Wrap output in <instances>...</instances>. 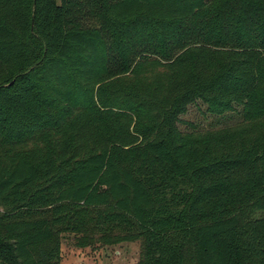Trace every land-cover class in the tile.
<instances>
[{"label": "trees", "instance_id": "trees-1", "mask_svg": "<svg viewBox=\"0 0 264 264\" xmlns=\"http://www.w3.org/2000/svg\"><path fill=\"white\" fill-rule=\"evenodd\" d=\"M64 228L264 264V0H0V264H61Z\"/></svg>", "mask_w": 264, "mask_h": 264}, {"label": "rangeland", "instance_id": "rangeland-1", "mask_svg": "<svg viewBox=\"0 0 264 264\" xmlns=\"http://www.w3.org/2000/svg\"><path fill=\"white\" fill-rule=\"evenodd\" d=\"M128 81L129 84L135 83L136 79ZM185 123H181L183 130H193L195 128L205 129L236 122L235 114L220 117L206 113L203 105L193 106L188 113L183 116ZM96 210L81 214L82 224L88 228H93L95 224ZM101 211V209H100ZM105 213L109 209L103 210ZM30 214V213H29ZM26 214L24 216L43 215V212L36 214ZM92 237H87L83 231H73L72 228L60 233L62 244L61 264H139L141 255V242H122L116 244H106L100 240L101 233L93 231ZM84 243L85 245H83Z\"/></svg>", "mask_w": 264, "mask_h": 264}]
</instances>
